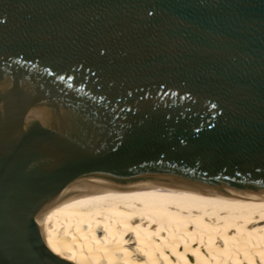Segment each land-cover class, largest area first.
<instances>
[{"label":"water","instance_id":"1","mask_svg":"<svg viewBox=\"0 0 264 264\" xmlns=\"http://www.w3.org/2000/svg\"><path fill=\"white\" fill-rule=\"evenodd\" d=\"M98 180L264 192V0H0V264Z\"/></svg>","mask_w":264,"mask_h":264},{"label":"bare ground","instance_id":"2","mask_svg":"<svg viewBox=\"0 0 264 264\" xmlns=\"http://www.w3.org/2000/svg\"><path fill=\"white\" fill-rule=\"evenodd\" d=\"M39 228L76 264H264V192L80 182L44 206Z\"/></svg>","mask_w":264,"mask_h":264},{"label":"snow or ice","instance_id":"3","mask_svg":"<svg viewBox=\"0 0 264 264\" xmlns=\"http://www.w3.org/2000/svg\"><path fill=\"white\" fill-rule=\"evenodd\" d=\"M149 14H151V13H149Z\"/></svg>","mask_w":264,"mask_h":264}]
</instances>
